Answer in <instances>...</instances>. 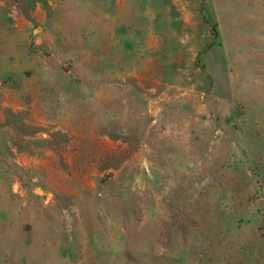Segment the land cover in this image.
Segmentation results:
<instances>
[{"label": "rangeland", "instance_id": "rangeland-1", "mask_svg": "<svg viewBox=\"0 0 264 264\" xmlns=\"http://www.w3.org/2000/svg\"><path fill=\"white\" fill-rule=\"evenodd\" d=\"M0 264H264V0H0Z\"/></svg>", "mask_w": 264, "mask_h": 264}]
</instances>
